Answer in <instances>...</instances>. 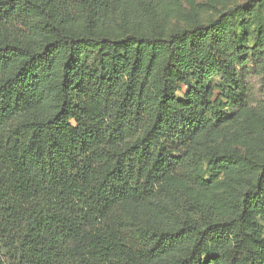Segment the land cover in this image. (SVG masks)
<instances>
[{
	"label": "trees",
	"instance_id": "1",
	"mask_svg": "<svg viewBox=\"0 0 264 264\" xmlns=\"http://www.w3.org/2000/svg\"><path fill=\"white\" fill-rule=\"evenodd\" d=\"M166 3L0 0V264H264V0Z\"/></svg>",
	"mask_w": 264,
	"mask_h": 264
},
{
	"label": "rangeland",
	"instance_id": "2",
	"mask_svg": "<svg viewBox=\"0 0 264 264\" xmlns=\"http://www.w3.org/2000/svg\"><path fill=\"white\" fill-rule=\"evenodd\" d=\"M246 0H167L165 13L168 18V28H179L188 24L192 14L197 12L204 15V19L215 17L230 7L241 5ZM251 31V29H250ZM248 73L244 79L251 89L254 102L264 99V86L250 67L245 68Z\"/></svg>",
	"mask_w": 264,
	"mask_h": 264
}]
</instances>
